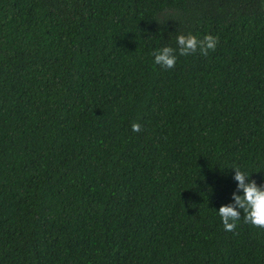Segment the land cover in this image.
<instances>
[{"label": "trees", "instance_id": "trees-1", "mask_svg": "<svg viewBox=\"0 0 264 264\" xmlns=\"http://www.w3.org/2000/svg\"><path fill=\"white\" fill-rule=\"evenodd\" d=\"M180 34L219 42L156 65ZM235 167L264 185V0H0V264H264Z\"/></svg>", "mask_w": 264, "mask_h": 264}, {"label": "clouds", "instance_id": "clouds-1", "mask_svg": "<svg viewBox=\"0 0 264 264\" xmlns=\"http://www.w3.org/2000/svg\"><path fill=\"white\" fill-rule=\"evenodd\" d=\"M218 42L219 37L211 34L205 35L202 39L192 34H180L176 37L177 48L164 46L153 52L154 63L171 69L175 67L177 52L179 55L188 56L199 50L201 55L207 56L209 51H215ZM131 128L133 132L142 131V126L136 122L132 123ZM233 169L238 191L232 193L233 203L221 205L218 210L225 231H235L242 216L240 210L243 211L245 223L264 228V185H257L255 180H250L249 175L239 167Z\"/></svg>", "mask_w": 264, "mask_h": 264}]
</instances>
